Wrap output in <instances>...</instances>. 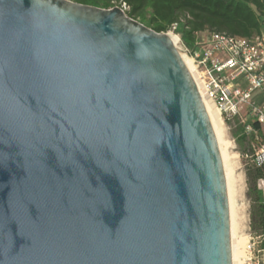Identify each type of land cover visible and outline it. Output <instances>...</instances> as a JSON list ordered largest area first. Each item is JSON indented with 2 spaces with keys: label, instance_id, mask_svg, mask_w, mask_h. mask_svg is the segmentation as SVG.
<instances>
[{
  "label": "water",
  "instance_id": "water-1",
  "mask_svg": "<svg viewBox=\"0 0 264 264\" xmlns=\"http://www.w3.org/2000/svg\"><path fill=\"white\" fill-rule=\"evenodd\" d=\"M0 264H234L217 136L167 32L0 0Z\"/></svg>",
  "mask_w": 264,
  "mask_h": 264
},
{
  "label": "built area",
  "instance_id": "built-area-1",
  "mask_svg": "<svg viewBox=\"0 0 264 264\" xmlns=\"http://www.w3.org/2000/svg\"><path fill=\"white\" fill-rule=\"evenodd\" d=\"M125 12L129 6L115 4ZM175 26L173 27V29ZM195 73V80L220 114L237 118L247 135H253L252 162L264 163V139L252 122L264 130V29L253 37L226 32L204 31L196 34L191 48L184 47ZM262 137V138H261ZM258 263L264 264V250H258Z\"/></svg>",
  "mask_w": 264,
  "mask_h": 264
},
{
  "label": "trees",
  "instance_id": "trees-1",
  "mask_svg": "<svg viewBox=\"0 0 264 264\" xmlns=\"http://www.w3.org/2000/svg\"><path fill=\"white\" fill-rule=\"evenodd\" d=\"M100 8H112L125 2L128 16L139 20L157 32L175 30L185 45L191 48L196 34L204 31L226 32L230 35L253 37L264 29V0H72ZM175 28L173 29V27ZM263 136L258 122H252ZM242 142H252L244 125L239 124ZM262 138V137H261ZM263 139V138H262ZM248 196L252 201L251 227L255 237V250H264V163L253 162L246 169Z\"/></svg>",
  "mask_w": 264,
  "mask_h": 264
},
{
  "label": "rangeland",
  "instance_id": "rangeland-1",
  "mask_svg": "<svg viewBox=\"0 0 264 264\" xmlns=\"http://www.w3.org/2000/svg\"><path fill=\"white\" fill-rule=\"evenodd\" d=\"M167 33L173 35L176 41V47L185 55L184 47H187L180 33L170 30ZM221 117V143L224 149L229 181L232 193L236 203L243 209V227L236 235L235 264H259L258 252L255 250L256 240L251 227V209L252 201L248 196V185L246 178V169L252 163V147L250 142H242L239 136L238 127L241 123L239 119L228 120L224 114ZM242 124V123H241ZM264 135V130H263ZM264 139V136H263ZM259 186L264 189V182ZM239 202V203H238Z\"/></svg>",
  "mask_w": 264,
  "mask_h": 264
},
{
  "label": "bare ground",
  "instance_id": "bare-ground-1",
  "mask_svg": "<svg viewBox=\"0 0 264 264\" xmlns=\"http://www.w3.org/2000/svg\"><path fill=\"white\" fill-rule=\"evenodd\" d=\"M169 34V33H168ZM173 44H176V39L173 35L169 34ZM176 46V45H175ZM177 48V47H176ZM178 49V48H177ZM179 50V49H178ZM180 52V50H179ZM181 57L183 58L188 70L190 71L191 75L193 76L194 80H195V73H194V68L192 65V61L189 58V56L185 53V55H183L181 52ZM197 87L199 89V92L201 94V97L203 99L205 108L208 112V115L212 121L213 124V128L215 130V134L217 136V140L219 143V147L221 150V154H222V158H223V164H224V168H225V174H226V179H227V190H228V199H229V211H230V224H231V241H232V250H233V259H234V264L236 261V257L235 256V249L236 247V235L238 233V231L243 227V218H244V214H243V209L236 203V199L232 193L231 190V185H230V181H229V171L227 169V164H226V158L227 156H225L224 153V149L221 143V138H220V134H221V117H220V113L219 110L217 109V107L214 105V103L207 97L206 92L204 91V89L202 88V86L195 80ZM239 203V202H238ZM237 250V249H236Z\"/></svg>",
  "mask_w": 264,
  "mask_h": 264
}]
</instances>
